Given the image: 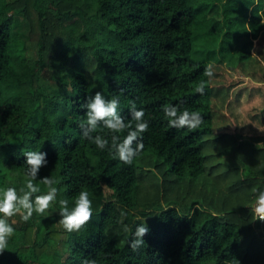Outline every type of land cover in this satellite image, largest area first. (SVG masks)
<instances>
[{"label":"trees","instance_id":"16d2710c","mask_svg":"<svg viewBox=\"0 0 264 264\" xmlns=\"http://www.w3.org/2000/svg\"><path fill=\"white\" fill-rule=\"evenodd\" d=\"M262 30L264 0H0V190L27 191L29 151L48 160L33 196L47 193L45 176L58 189L55 212L8 219L15 232L0 264H264V221L252 211L264 190V133L229 113L232 83L217 88L204 75L232 48L244 64ZM97 91L119 99L126 122L132 103L145 112L144 147L130 165L82 137L81 105ZM164 105L202 123L171 128ZM97 134L110 140L107 129ZM82 190L93 214L68 232L58 202L71 208Z\"/></svg>","mask_w":264,"mask_h":264},{"label":"clouds","instance_id":"9594fccd","mask_svg":"<svg viewBox=\"0 0 264 264\" xmlns=\"http://www.w3.org/2000/svg\"><path fill=\"white\" fill-rule=\"evenodd\" d=\"M204 75L208 78L213 77L211 65L205 68ZM204 90L205 82H201L195 89L201 95ZM81 107L85 110L86 116V119L79 125L82 129V137L94 143L101 150L108 149L113 158H119L123 163L130 165L142 151L144 147L142 134L149 128L148 122L144 119V110H137L135 103L131 104V121H135L133 127L131 121L126 122L125 117L120 115L117 97L106 99L101 92L97 91L94 95L87 97ZM162 111L171 128L196 129L203 120L198 112H190L187 109L181 111L179 106L164 105ZM98 128L107 129L111 133L110 140L99 134L93 135L97 133ZM125 130H127V135L121 139L117 134ZM25 163L27 166L26 175L30 177L26 183L27 191L22 188L20 190L22 195H18L17 190L13 187L0 190V217H2L0 218V254L7 249L8 240L15 232L13 226L8 222L9 218L20 214L21 220L27 222L33 213L43 215L57 198L58 189L54 186L56 181L48 176L40 178V182L47 186V193L33 196L41 191L33 181L37 179L40 169L47 166V153L42 151L26 152ZM58 203L61 217L59 224L68 232L79 231L92 217V201L87 191L79 192L74 206L71 208H69L67 199H60ZM252 211L258 220L264 221V190L257 191ZM124 215L126 213L122 211L121 216ZM125 231H128L127 227ZM148 232L149 228L145 221L136 226L133 238L129 242L133 252L139 250L145 243L144 237ZM82 264H96V261L85 259Z\"/></svg>","mask_w":264,"mask_h":264},{"label":"rangeland","instance_id":"374dc122","mask_svg":"<svg viewBox=\"0 0 264 264\" xmlns=\"http://www.w3.org/2000/svg\"><path fill=\"white\" fill-rule=\"evenodd\" d=\"M216 15L219 17L221 14L217 11ZM260 33L259 37L254 39L251 56H248L245 59L244 64H242L239 59V53L243 52L242 48H240V51L236 48H232L234 56L233 54H228V52L223 56L219 54L221 62H215L213 64L214 78L216 82L214 86L220 88L227 87L228 85H231V83L233 84L230 88L233 87L232 90H234L229 91V96H235L232 105V107L234 105L235 107L234 111L231 110L232 107H229V113H241V116L244 119L243 121L249 122L250 125L252 124L251 126L256 133H264V125H262L264 120L260 123L261 126L259 125L260 118L263 115L261 112L264 109V58L261 59L262 54H264V30ZM256 58L260 61H257ZM237 93L238 95H236ZM216 101H218V98ZM218 107L220 108L219 105ZM218 109L213 112L215 115V125L216 122H218L216 117L221 112ZM254 113H257V115L256 117L254 116L253 119L252 115ZM230 118H232L231 115ZM90 200L93 202L91 198ZM55 211L54 207H49L44 214L53 213ZM134 213L136 217H142L145 220H151L154 216L152 212L145 216L139 214L136 210Z\"/></svg>","mask_w":264,"mask_h":264},{"label":"built area","instance_id":"2783aa9c","mask_svg":"<svg viewBox=\"0 0 264 264\" xmlns=\"http://www.w3.org/2000/svg\"><path fill=\"white\" fill-rule=\"evenodd\" d=\"M255 204V202L253 203V205ZM254 221H256V222H261V220H258L257 219V217L255 216V214H254Z\"/></svg>","mask_w":264,"mask_h":264},{"label":"crops","instance_id":"0c3cea01","mask_svg":"<svg viewBox=\"0 0 264 264\" xmlns=\"http://www.w3.org/2000/svg\"><path fill=\"white\" fill-rule=\"evenodd\" d=\"M260 34H261V33H260ZM258 37H259V36H258ZM229 98H233V96L230 95ZM260 144H261V143H260Z\"/></svg>","mask_w":264,"mask_h":264}]
</instances>
